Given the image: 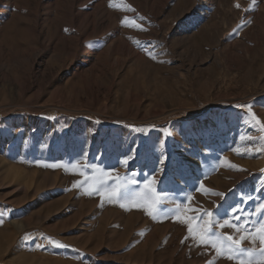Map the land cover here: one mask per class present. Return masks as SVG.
<instances>
[{"label":"rangeland","instance_id":"obj_1","mask_svg":"<svg viewBox=\"0 0 264 264\" xmlns=\"http://www.w3.org/2000/svg\"><path fill=\"white\" fill-rule=\"evenodd\" d=\"M111 3L118 7L110 0H0V264L215 259L211 249L181 243L186 226L118 203L101 206L99 196L72 188L83 179L72 174L78 169L37 162L86 154L91 165L134 177L131 196L166 152L158 191L174 199L181 188L197 206L221 204V214L241 193L255 198L248 210L264 200V154L232 151H244L248 137L260 147L264 137L247 108L235 107L251 104L264 122V0ZM126 16L145 30L122 25ZM129 155L135 159L122 167ZM200 182L226 198L195 191Z\"/></svg>","mask_w":264,"mask_h":264},{"label":"snow or ice","instance_id":"obj_2","mask_svg":"<svg viewBox=\"0 0 264 264\" xmlns=\"http://www.w3.org/2000/svg\"><path fill=\"white\" fill-rule=\"evenodd\" d=\"M110 7H118L116 4L111 3ZM128 10L134 11L130 6ZM240 7L239 4L236 5ZM143 20L144 17H139ZM121 24L127 27H134L138 30H145L141 24L136 23L135 20H130L127 16L121 20ZM68 31V29H65ZM139 44L140 41H135ZM152 59L156 56L149 52ZM238 108H247V112L251 120L264 131V122L258 118L252 110V105H235ZM100 123V121H97ZM141 131V129H136ZM165 133L171 136V133L165 129ZM244 140V137H241ZM251 144L246 145L244 151L238 148L232 149L237 155L249 156L264 154V137L260 138L261 145L256 147V141L252 137H248ZM135 159L134 155L123 157L119 163L122 167H127L131 160ZM168 154L162 153L156 161V168L149 174L145 175L143 180V188L139 192L133 193L129 196L128 189L130 185H135L138 181L134 177L121 176L118 173L114 174V170L101 168L97 165L87 163L86 154L82 160L75 162L62 163H38V166L48 167L52 169L62 168L65 172L70 169L72 174L79 175L83 179L76 180L72 184V188L83 190L88 196H99L101 198V206L105 202L118 203L119 207L130 211L131 208L143 209V211L151 217L154 221L162 219H172L174 222L186 226L187 232L182 244L191 241L190 247H202L205 253L209 249L214 252L215 259L226 258L236 264H264V200L254 203L251 210L246 209L249 202H254L255 198L251 194H240L239 202L235 205L229 206L221 214V204L214 202V208L208 209L202 205L197 206L195 197L192 194L185 193L184 189L178 188L180 199H174L167 195L164 191H158V185L161 183L160 177L165 174V166L169 163ZM175 170L179 171L184 167L181 160L174 162ZM228 167L237 171H247L239 166L228 162ZM264 174V169L260 170ZM114 182V186L109 183ZM195 191L202 192L204 195H214L220 197L222 200L226 198L225 193L215 192L204 186L203 182L199 183V187ZM232 191V190H230ZM260 191V189H256ZM171 204L172 207H167ZM3 220H0V224ZM228 228L231 233H225L221 230ZM29 234H25L23 239H30ZM48 243L55 245L59 248L68 247L51 237H46ZM245 242L248 247H245ZM42 247V245H37ZM215 259L208 261V264H215Z\"/></svg>","mask_w":264,"mask_h":264}]
</instances>
